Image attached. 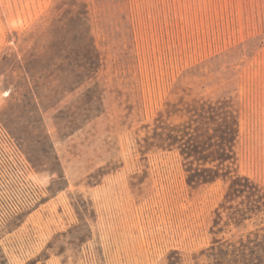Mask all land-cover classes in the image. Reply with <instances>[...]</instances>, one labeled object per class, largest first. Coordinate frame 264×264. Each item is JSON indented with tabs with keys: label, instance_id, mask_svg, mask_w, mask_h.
<instances>
[{
	"label": "rangeland",
	"instance_id": "obj_1",
	"mask_svg": "<svg viewBox=\"0 0 264 264\" xmlns=\"http://www.w3.org/2000/svg\"><path fill=\"white\" fill-rule=\"evenodd\" d=\"M3 131L39 197L0 264H264V0H0Z\"/></svg>",
	"mask_w": 264,
	"mask_h": 264
},
{
	"label": "built area",
	"instance_id": "obj_2",
	"mask_svg": "<svg viewBox=\"0 0 264 264\" xmlns=\"http://www.w3.org/2000/svg\"><path fill=\"white\" fill-rule=\"evenodd\" d=\"M2 135V136H1ZM0 227L24 208L32 206L39 197V187L29 177L28 163L5 131L0 132Z\"/></svg>",
	"mask_w": 264,
	"mask_h": 264
},
{
	"label": "trees",
	"instance_id": "obj_3",
	"mask_svg": "<svg viewBox=\"0 0 264 264\" xmlns=\"http://www.w3.org/2000/svg\"><path fill=\"white\" fill-rule=\"evenodd\" d=\"M87 31V30H86ZM84 33V36L79 39L78 43V49L75 50V52L77 53V58H76V65H77V70L80 72V74L78 75L79 78H84L86 76H90L91 74L95 73L97 71L98 68V64H99V54L96 48V45L92 39V36L88 33V31ZM57 47H54V50H56ZM51 53V52H49ZM49 55V54H48ZM29 78L31 79H35V74H33L29 69L25 70L24 72V82L23 84L20 86V90L21 88L26 90L27 93H29L33 99V103L36 107V109L40 112L42 109V95L39 94V92L36 90L37 88L35 87H31L28 80ZM38 85V84H37ZM229 135H232V133L230 132ZM226 146H228V143L226 144ZM228 151L232 152V148L228 149ZM191 152H197V148L194 147ZM189 152V155H192V153ZM232 157H230V153H226L225 155L221 156V157H215L214 160H223V161H228L230 160ZM218 176L215 175V177H210L209 178H204L202 179V182H210L212 180H214L215 178H217ZM231 188H236L237 186V182L235 181V179H231Z\"/></svg>",
	"mask_w": 264,
	"mask_h": 264
}]
</instances>
